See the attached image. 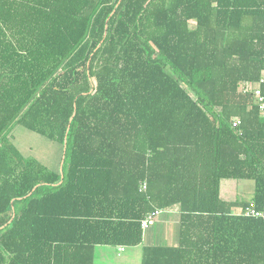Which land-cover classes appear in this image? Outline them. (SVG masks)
<instances>
[{"label": "trees", "instance_id": "obj_1", "mask_svg": "<svg viewBox=\"0 0 264 264\" xmlns=\"http://www.w3.org/2000/svg\"><path fill=\"white\" fill-rule=\"evenodd\" d=\"M262 71L264 0H0V264H94L173 207L177 243L140 264H264V220L233 213L264 208V115L241 89ZM15 125L61 145L59 170Z\"/></svg>", "mask_w": 264, "mask_h": 264}, {"label": "rangeland", "instance_id": "obj_2", "mask_svg": "<svg viewBox=\"0 0 264 264\" xmlns=\"http://www.w3.org/2000/svg\"><path fill=\"white\" fill-rule=\"evenodd\" d=\"M11 134L12 139L16 142L23 154L36 157L52 170H59L62 157V148L59 143L25 129L20 125H15L11 130ZM249 182H251V180L222 179L220 188L222 197L234 196L236 192H238L236 198H247L245 191L243 189L239 190V186L241 183ZM163 214L164 213L158 215L156 222ZM155 228L156 227L152 225L149 226L147 230ZM105 251L110 253V255L105 256L102 252L100 253V248L95 249L94 264H140L141 261V253L137 247H126L119 256L114 252L116 251L114 248H109Z\"/></svg>", "mask_w": 264, "mask_h": 264}, {"label": "crops", "instance_id": "obj_3", "mask_svg": "<svg viewBox=\"0 0 264 264\" xmlns=\"http://www.w3.org/2000/svg\"><path fill=\"white\" fill-rule=\"evenodd\" d=\"M12 136V134L10 133ZM13 140V139H12ZM14 142V140H13ZM16 144V142H14ZM17 145V144H16ZM18 147V146H17ZM19 148V147H18ZM220 188H221V181H220ZM244 190L245 195H247V198L243 199H238L236 196L238 195V192L234 196H225V198L222 197L221 194V189H220V197L223 200L226 201H233V200H249L253 194V182L249 183H241L239 186V190ZM164 214L159 217L157 222L153 224L155 226V229L152 230H145L143 232V237H142V243L136 246H133V248H139L140 253L142 252V246L147 245V244H167V245H175L177 243V231H178V222H179V215L177 208L173 207L170 209H167L166 211L163 212ZM100 248V253L102 252L103 255L107 256L110 255V253H107V249L109 248H114L116 251L117 256H119L126 247H123L121 250V247L119 246H108V245H96L94 248V253L95 249ZM95 257V254H94Z\"/></svg>", "mask_w": 264, "mask_h": 264}, {"label": "built area", "instance_id": "obj_4", "mask_svg": "<svg viewBox=\"0 0 264 264\" xmlns=\"http://www.w3.org/2000/svg\"><path fill=\"white\" fill-rule=\"evenodd\" d=\"M264 84V71L261 72L260 77L258 78L257 83H248L244 82L241 85V89L244 91H250L254 97V103L261 115H264V95L262 94L260 86ZM238 119L232 120V125L237 126L239 124ZM141 188H145V183L143 182ZM164 210L156 209L148 213L141 221L140 226L142 232H144L149 226H152L158 217L159 214L163 213ZM234 214L243 215V216H250L255 218H261L264 220V208L257 209L253 202H249L243 208H237L233 211ZM122 249V248H121Z\"/></svg>", "mask_w": 264, "mask_h": 264}]
</instances>
